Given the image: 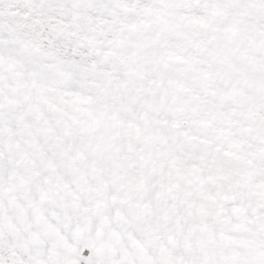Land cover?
<instances>
[{"label":"snow or ice","instance_id":"obj_1","mask_svg":"<svg viewBox=\"0 0 264 264\" xmlns=\"http://www.w3.org/2000/svg\"><path fill=\"white\" fill-rule=\"evenodd\" d=\"M0 264H264V0H0Z\"/></svg>","mask_w":264,"mask_h":264}]
</instances>
